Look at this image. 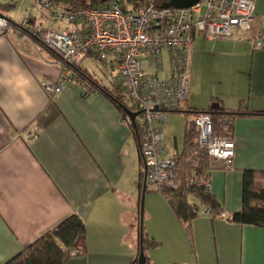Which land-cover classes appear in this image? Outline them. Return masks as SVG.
I'll use <instances>...</instances> for the list:
<instances>
[{
  "label": "crops",
  "instance_id": "obj_1",
  "mask_svg": "<svg viewBox=\"0 0 264 264\" xmlns=\"http://www.w3.org/2000/svg\"><path fill=\"white\" fill-rule=\"evenodd\" d=\"M15 1L0 0V13L17 24L8 9ZM22 1L28 14L23 21L86 36L83 20L59 21L47 11L37 16V0ZM253 13L251 28L235 30L230 39L209 40L193 33L186 100L176 112L184 115L183 133L191 116L182 110L202 111L217 103L231 110H264V0H254ZM258 35L262 46L253 43ZM91 58L100 59L89 52L77 59L78 67L107 90L118 88L116 58L100 59L99 74ZM143 65L150 67L149 58ZM60 67L57 56L41 42L0 34V264L72 214L86 227L77 246L84 252L66 264H132L139 248L143 168L136 137L101 91L83 95L71 80L51 98L42 81L58 77ZM164 67L169 68L165 53ZM36 125L41 133L28 140ZM232 138V164L219 168L215 163L209 176L210 193L227 218L207 213L192 220V246L165 199L145 192L144 232L158 242L145 244L150 264H200L197 252L193 258L195 240H209L221 252L229 242L241 255V264H264V227L228 221L241 209L243 171H264V117L234 118Z\"/></svg>",
  "mask_w": 264,
  "mask_h": 264
},
{
  "label": "built area",
  "instance_id": "obj_2",
  "mask_svg": "<svg viewBox=\"0 0 264 264\" xmlns=\"http://www.w3.org/2000/svg\"><path fill=\"white\" fill-rule=\"evenodd\" d=\"M161 1L168 0H147L137 12L124 11L117 0L107 1L100 7L77 9L59 7L52 0L36 1L53 19L68 23L83 20L87 25L84 38L67 30L40 29L26 20L13 24L8 18L0 17V34L14 33L19 40H37L57 56L61 66L58 77L42 81L43 89L51 98L71 80L78 83L83 95L98 92L76 71L78 58L92 51L102 60L109 55L116 58L119 86L133 111L140 112L139 119L145 128L140 155L146 168V190L156 193L175 189L179 184L173 172L174 160L172 156H165L163 125L186 100L193 33L209 40L230 39L235 30H249L254 16V0H199L187 8L162 7ZM253 43L262 46L261 36L255 37ZM164 53L169 56V68L164 67ZM145 58L150 60L149 68L143 65ZM223 121L230 124L228 118ZM194 127L196 142L210 160L219 166H230L235 155L233 138L215 134L208 113H198ZM40 133L41 128L36 125L28 140ZM197 182L193 172L186 185ZM200 183L210 192L209 177ZM163 198L167 203L168 196ZM202 213L207 214L208 210ZM217 216L227 218L222 212Z\"/></svg>",
  "mask_w": 264,
  "mask_h": 264
},
{
  "label": "trees",
  "instance_id": "obj_3",
  "mask_svg": "<svg viewBox=\"0 0 264 264\" xmlns=\"http://www.w3.org/2000/svg\"><path fill=\"white\" fill-rule=\"evenodd\" d=\"M55 4L63 3L70 9L85 8V7H100L105 3L100 0H52ZM121 8L126 12H137L142 8L147 0H117ZM165 1H161V5ZM9 21L13 24L10 19ZM51 51V50H50ZM52 52V51H51ZM55 54L54 52H52ZM76 71L88 79L97 89L105 94L121 111L122 118L127 122L134 136V130L130 126L126 115L123 113L122 105L127 106L131 110L134 108L129 105L127 97L120 86L115 90H107L100 85L96 80H93L79 67ZM181 112V109L172 112ZM183 113L191 116L189 121H186L183 133V147L180 152L175 153L172 158L174 160L173 172L179 179V184L175 189H163L159 193L162 197L168 196L167 205L172 211L178 222L184 230L189 234L191 222L199 216L200 206L208 210V213L213 217H218L220 212L219 205L213 198L210 192H207L204 186L200 183L202 179L210 176L212 169L216 168L210 160L207 153L200 149L196 136L197 131L194 127V117L198 113H208L211 115L213 132L222 136L232 137V120L236 117H264V110H231L223 106L214 104L206 110H182ZM228 118L230 124L226 125L223 119ZM139 141L141 142L144 135V125L140 119L136 118ZM140 159V149L138 147ZM219 168H228L218 166ZM195 173L198 177V182L195 184L186 185L187 178ZM143 168L139 172L138 188L141 191L143 181ZM228 221L238 225H252L264 227V171L244 170L242 173V191H241V209L232 214ZM142 242L145 248L147 242L153 246L158 245V242L153 239H148L142 222ZM86 235V227L80 216L72 214L59 222L54 228L43 234L33 243L23 248L20 252L10 257L3 264H66L68 259L79 255L84 251L77 250L78 244ZM138 256V252L136 257ZM145 264H150L145 256Z\"/></svg>",
  "mask_w": 264,
  "mask_h": 264
},
{
  "label": "rangeland",
  "instance_id": "obj_4",
  "mask_svg": "<svg viewBox=\"0 0 264 264\" xmlns=\"http://www.w3.org/2000/svg\"><path fill=\"white\" fill-rule=\"evenodd\" d=\"M26 2L23 3L22 0H16L15 2L12 3L10 6L9 12L13 18L17 21V24L22 22L23 18L28 16L26 14V8L25 5ZM39 8L34 11L35 15L39 16V12L45 13L46 10L39 5V3H35ZM37 8V7H36ZM47 13V12H46ZM49 15V14H48ZM22 20V21H21ZM19 21V22H18ZM61 21V20H59ZM92 64L94 69H96V73H100L98 66L102 67L103 64L100 59H95L91 58ZM98 65V66H97ZM117 74V73H116ZM101 75V74H100ZM107 76H109L107 74ZM117 76L115 75V78ZM129 105H131V102L127 99ZM199 101H202L199 98ZM139 119V116H138ZM183 123H184V115L180 113H172L169 116L168 123H166L164 127V135H165V145L167 150L165 151V155L168 157L170 155L175 154L177 151L180 152L183 147ZM136 152V156H137ZM141 159L138 157V162H140ZM142 162V161H141ZM143 167V165H141ZM148 191V190H146ZM156 194L158 197H160L157 193ZM144 205H145V196H144ZM204 207L201 205L200 206V211H199V216L203 215ZM143 223H144V216H143ZM144 225V224H143ZM189 240L192 246V241L194 242V238L191 234L189 233ZM209 242V240H208ZM207 241H203L200 244H198L195 240V255L193 258L196 256V252L198 253L199 257V263L200 264H241V255H239V252L236 250V246L234 244L229 245V242L225 243L223 248H225V252H221V246L218 248L215 247L213 242L208 243ZM194 249V247H190V250ZM218 249V250H217ZM190 260V258H189ZM189 264V263H188Z\"/></svg>",
  "mask_w": 264,
  "mask_h": 264
},
{
  "label": "water",
  "instance_id": "obj_5",
  "mask_svg": "<svg viewBox=\"0 0 264 264\" xmlns=\"http://www.w3.org/2000/svg\"><path fill=\"white\" fill-rule=\"evenodd\" d=\"M102 3H105L110 0H100ZM199 0H168L167 2H163L161 4L162 7H174V8H187L194 4H196ZM0 17H5L0 13ZM123 113L126 115L130 126L133 128L135 137L137 140L138 147L140 149V139L137 130L136 117L140 115L139 111H133L125 105H122ZM143 161V160H142ZM143 181H142V189L140 196V208H139V218H140V232H139V248H138V256L136 260L132 264H145V253L144 246L142 242V220H143V210H144V196L146 192V168H143Z\"/></svg>",
  "mask_w": 264,
  "mask_h": 264
},
{
  "label": "clouds",
  "instance_id": "obj_6",
  "mask_svg": "<svg viewBox=\"0 0 264 264\" xmlns=\"http://www.w3.org/2000/svg\"><path fill=\"white\" fill-rule=\"evenodd\" d=\"M28 101H27V98H25V103H27Z\"/></svg>",
  "mask_w": 264,
  "mask_h": 264
}]
</instances>
